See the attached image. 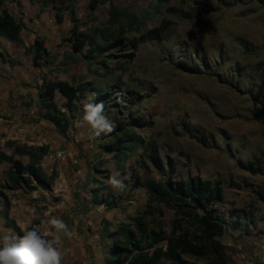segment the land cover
I'll return each instance as SVG.
<instances>
[{"label":"rangeland","instance_id":"rangeland-1","mask_svg":"<svg viewBox=\"0 0 264 264\" xmlns=\"http://www.w3.org/2000/svg\"><path fill=\"white\" fill-rule=\"evenodd\" d=\"M91 1L93 10L88 8ZM14 2L25 39L33 35L26 39L30 70L23 73L34 81L45 74L49 82L81 88L71 108L55 97L68 120L65 138L72 156L48 150L51 157L42 161L52 177L49 189H1L8 164L0 166V190L20 231L42 224L51 212L74 233L59 246L62 264H103L119 226L134 230V218L166 232L172 226L173 212L147 207L145 191L134 186L137 178L157 182L163 173L174 180L199 176L220 184L223 203L217 214L228 225L241 223L239 230L228 227L218 238L228 264L264 261V0H26L27 9L20 0ZM111 3L138 20H120L119 39L126 45L93 52L89 59L88 44L73 53L70 13L77 33L93 36L104 46L94 31L119 27L108 22ZM38 10L46 11L40 24ZM55 14L61 20L56 21ZM88 83L94 84L100 99L93 101L88 87H82ZM115 88L124 98L117 105ZM86 103H103L115 128L124 126L126 136L133 133L142 139L133 152L127 151V159L118 161L104 149H114L116 139L123 138L118 131L113 137L90 136L92 129L83 121ZM4 140L0 133V149L12 155ZM116 171L125 178L122 192L107 183ZM95 190L103 203L92 200ZM4 208L3 202L0 210ZM14 234L0 217V238Z\"/></svg>","mask_w":264,"mask_h":264},{"label":"trees","instance_id":"trees-1","mask_svg":"<svg viewBox=\"0 0 264 264\" xmlns=\"http://www.w3.org/2000/svg\"><path fill=\"white\" fill-rule=\"evenodd\" d=\"M162 4L165 0H155ZM6 0H0V37H3L14 43H21L19 32L22 25L14 19L9 12L3 8ZM95 1L88 5L90 10L94 9ZM108 22L111 26L117 25V28L96 29L95 35H99L105 45L101 46L95 43L93 36L75 31V18L70 13L72 29L69 31L71 40V49L73 53H78L85 44L89 45L88 59L93 52H105L110 47H124L126 44L119 39L122 36V25L120 20L123 18L130 24L137 23L138 20L129 15L126 10H117L113 4H110L108 12ZM58 20L60 18L58 17ZM114 39L113 44L110 42ZM70 41V40H69ZM0 57L2 55L0 54ZM86 92L91 94L93 101L100 99L97 90L92 83L85 84ZM118 88H115L113 104L124 101ZM80 86L69 84L68 82H48L43 79V83L38 90L39 109L43 111L41 118L52 124L56 131L65 137L68 130V120L63 112L55 103L56 94L60 95L66 103L67 108L79 98ZM117 101V102H116ZM126 125L133 126L135 123L128 122ZM127 128L117 126L111 133L105 136H114V132H119L123 138L116 139L114 149L104 147L106 152H112L113 157L118 161L129 157L127 151L133 152L137 144L142 139L134 137L133 133L126 136ZM132 145L128 146L127 143ZM4 146L12 149V155L5 154L0 149V165L8 164V169L4 173V182L1 189H20L26 192H32L38 188L46 190L51 187L52 177L48 176L41 168L42 159L48 154V147L20 145L14 141H6ZM14 156L26 157L24 163ZM152 161L157 172L162 174L161 166L158 165L152 156H148ZM242 168L250 169L251 165L240 164ZM135 187L143 189L147 196V207L157 205L171 210L174 215L172 226L168 232L161 226H148L141 223L138 218L133 219L134 230L128 227L119 226L113 234L116 240L110 245L108 254L103 259V264H189V260L204 261L205 264H228V258L225 247L218 240L226 234L227 228L239 230L241 223L236 220L231 225L226 224L224 218L217 214L216 209L223 203V195L219 182L203 180L199 176H188L184 179L174 180L171 174H162L160 181L144 180L137 178ZM6 195L0 190V207L4 202L5 208L0 210V217L4 226L21 234V231L15 220L9 214V204L5 202ZM92 200L94 203H103L104 201L97 196V190L93 191ZM165 243V246H161ZM254 264H264V261L258 260Z\"/></svg>","mask_w":264,"mask_h":264},{"label":"crops","instance_id":"crops-1","mask_svg":"<svg viewBox=\"0 0 264 264\" xmlns=\"http://www.w3.org/2000/svg\"><path fill=\"white\" fill-rule=\"evenodd\" d=\"M14 1L16 0H6L3 8L16 20L14 11L17 6ZM20 5L27 9L29 4L26 0H20ZM38 12L41 16L38 18V24H40L44 19L43 15H46V11L38 10ZM54 16L56 21L58 17L60 18L57 14ZM19 35L21 43H14L0 37V54L2 55L0 57V121L2 122L0 133H3L6 141H14L17 144L27 146L45 145L49 151H53L55 154H63L69 158L72 156L70 153L71 143L67 142L66 138L62 137L52 124L41 118L43 111L39 109L38 90L43 79L48 81L47 76L43 74L39 81H34L30 74L25 75L23 73L30 70V61L25 55V51L29 47L26 39H33V35L26 36L25 39L23 27ZM56 96L61 97L58 94ZM47 156L43 159L50 158L51 153L48 152ZM24 159L27 162V158L24 157ZM44 160L41 161L42 169ZM43 171L45 172L44 169ZM38 191L40 188L32 192Z\"/></svg>","mask_w":264,"mask_h":264},{"label":"clouds","instance_id":"clouds-1","mask_svg":"<svg viewBox=\"0 0 264 264\" xmlns=\"http://www.w3.org/2000/svg\"><path fill=\"white\" fill-rule=\"evenodd\" d=\"M83 121L92 131V138L101 133H111L115 125L104 114L103 103L84 105ZM80 127V121H77ZM124 177L119 171L110 174L107 183L118 192L125 190ZM22 234H14L0 238V264H62L60 250L65 238L71 239L73 231L57 216L49 212L39 225L22 228Z\"/></svg>","mask_w":264,"mask_h":264}]
</instances>
